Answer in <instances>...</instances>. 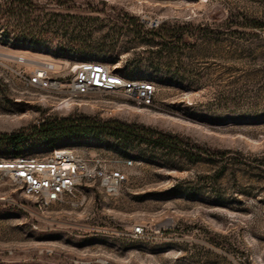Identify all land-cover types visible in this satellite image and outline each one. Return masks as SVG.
Instances as JSON below:
<instances>
[{
	"label": "rangeland",
	"instance_id": "obj_1",
	"mask_svg": "<svg viewBox=\"0 0 264 264\" xmlns=\"http://www.w3.org/2000/svg\"><path fill=\"white\" fill-rule=\"evenodd\" d=\"M11 1L0 0V157H16L5 135L23 134V156L72 149L127 179L42 206L0 171V264H264V0H30L9 13ZM45 60L67 80L100 61L157 91L138 105L28 85ZM64 118L94 127L34 130ZM108 121L145 125L159 145L119 139Z\"/></svg>",
	"mask_w": 264,
	"mask_h": 264
},
{
	"label": "built area",
	"instance_id": "obj_2",
	"mask_svg": "<svg viewBox=\"0 0 264 264\" xmlns=\"http://www.w3.org/2000/svg\"><path fill=\"white\" fill-rule=\"evenodd\" d=\"M18 59L27 61L24 56ZM57 71L53 61L45 60L27 74L26 80L30 86L56 94L67 93L72 98L93 90L120 92L138 105L152 103L157 91L154 83L125 76L100 61L77 64L70 80L64 75H54ZM0 171L22 188L26 196L40 199L42 206L62 201L88 182L98 181L109 193H114L127 179L125 172L108 169L103 160H88L67 148L55 149L44 158L23 155L10 159L0 157ZM143 230L142 225H137L134 233L139 236Z\"/></svg>",
	"mask_w": 264,
	"mask_h": 264
},
{
	"label": "trees",
	"instance_id": "obj_3",
	"mask_svg": "<svg viewBox=\"0 0 264 264\" xmlns=\"http://www.w3.org/2000/svg\"><path fill=\"white\" fill-rule=\"evenodd\" d=\"M20 3V5H30L31 7H36L34 4L30 3V0H12L9 4L7 5H2V7H5L7 9V11L9 13H15L18 9V7L15 6L16 3ZM21 10V9H19ZM258 28L260 29H264V24H257ZM153 32V31H152ZM157 33V32H156ZM158 35L160 37H167L169 39H173L174 37H176V35L174 34H160V32L158 33ZM110 121H108V128H110L111 126L109 125H115V127L109 130L113 131L116 135L117 138L119 139H132L133 141H138L139 143H150L152 142L154 145H159V141L157 138L152 139V137H150L152 135V130L151 128L145 126V125H129L127 123H121V122H113V123H109ZM91 123V119L88 118H78V119H48L45 122L41 123L38 126L34 127L35 132H40L43 133L45 135V137H48V133H63L68 131L67 127H72L74 129H77L78 131H81V127L83 126H87V127H91L90 129H92V127H94ZM71 128V129H72ZM92 130H85L83 131V133H91ZM93 133V132H92ZM6 138H8V140L10 141V143L12 144L14 151H15V155L16 156H20L21 155V149H22V143L25 141L26 136L22 135H17V134H13V135H5ZM150 137V138H149ZM149 139V140H147Z\"/></svg>",
	"mask_w": 264,
	"mask_h": 264
},
{
	"label": "bare ground",
	"instance_id": "obj_4",
	"mask_svg": "<svg viewBox=\"0 0 264 264\" xmlns=\"http://www.w3.org/2000/svg\"><path fill=\"white\" fill-rule=\"evenodd\" d=\"M66 103H67V106H69L70 105V103H71V101L70 100H67V101H65Z\"/></svg>",
	"mask_w": 264,
	"mask_h": 264
}]
</instances>
